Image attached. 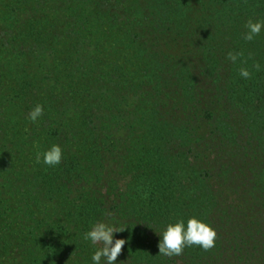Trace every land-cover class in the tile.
Here are the masks:
<instances>
[{
	"label": "trees",
	"instance_id": "1",
	"mask_svg": "<svg viewBox=\"0 0 264 264\" xmlns=\"http://www.w3.org/2000/svg\"><path fill=\"white\" fill-rule=\"evenodd\" d=\"M0 6V78L24 92L25 125L0 136V264H93L84 234L107 213L127 229L116 264H264V30L244 39L264 0ZM191 217L215 247L158 255L160 232Z\"/></svg>",
	"mask_w": 264,
	"mask_h": 264
},
{
	"label": "clouds",
	"instance_id": "2",
	"mask_svg": "<svg viewBox=\"0 0 264 264\" xmlns=\"http://www.w3.org/2000/svg\"><path fill=\"white\" fill-rule=\"evenodd\" d=\"M247 33L244 39L252 41L264 30V23L249 20L246 25ZM242 53H228V59L233 63L242 56ZM253 67L259 71V63H254ZM239 74L245 79L251 77L247 68H240ZM43 106L37 104L30 111L29 119L35 122L43 115ZM63 151L57 144H53L43 153V163L52 167L59 165L62 161ZM37 162H40V154L37 155ZM112 213H107V220L97 221L91 229L84 234V239L90 241L92 245L98 246L92 255L93 264H116L118 257L122 255L124 246L128 243L126 239L115 238V234L124 233L126 227L110 222ZM157 244L158 255L165 257H175L183 255L186 247L197 246L204 251H209L215 247L217 233L214 228L201 220L191 217L185 221L177 220L175 223L167 224L166 228L159 234Z\"/></svg>",
	"mask_w": 264,
	"mask_h": 264
},
{
	"label": "rangeland",
	"instance_id": "3",
	"mask_svg": "<svg viewBox=\"0 0 264 264\" xmlns=\"http://www.w3.org/2000/svg\"><path fill=\"white\" fill-rule=\"evenodd\" d=\"M0 12L1 25L3 21V8L1 6ZM3 35L4 33L2 32V36ZM2 36L0 35V37ZM5 92L3 79L0 78V136L1 139L8 137L10 139L9 141L16 142L21 134V127L25 126L24 122L22 121L23 117L21 111L23 104L20 105L21 99L24 97V92H22L21 95H16L17 93H14L13 91L7 93ZM9 141L6 140L3 142ZM6 145H8V143H6Z\"/></svg>",
	"mask_w": 264,
	"mask_h": 264
}]
</instances>
